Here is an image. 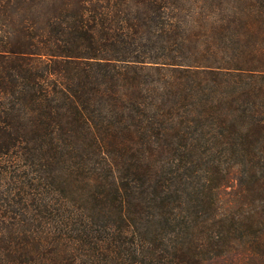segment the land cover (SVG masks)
<instances>
[{"label":"trees","instance_id":"16d2710c","mask_svg":"<svg viewBox=\"0 0 264 264\" xmlns=\"http://www.w3.org/2000/svg\"><path fill=\"white\" fill-rule=\"evenodd\" d=\"M0 264H264V0H0Z\"/></svg>","mask_w":264,"mask_h":264},{"label":"rangeland","instance_id":"374dc122","mask_svg":"<svg viewBox=\"0 0 264 264\" xmlns=\"http://www.w3.org/2000/svg\"><path fill=\"white\" fill-rule=\"evenodd\" d=\"M233 191V188L232 187H227L226 190L223 191L224 195L227 196V193H231Z\"/></svg>","mask_w":264,"mask_h":264}]
</instances>
